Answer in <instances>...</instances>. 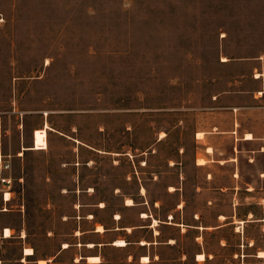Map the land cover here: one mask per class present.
Wrapping results in <instances>:
<instances>
[{
    "label": "rangeland",
    "instance_id": "rangeland-1",
    "mask_svg": "<svg viewBox=\"0 0 264 264\" xmlns=\"http://www.w3.org/2000/svg\"><path fill=\"white\" fill-rule=\"evenodd\" d=\"M260 91L264 0H0V152L11 161L0 177L13 182L7 204L0 189V226L22 229L35 256L51 257L80 209L132 225L146 210L123 212V200L141 201L145 187L165 226L156 228L158 264H264V222L195 226L215 224L229 201L221 195L209 213L212 170L196 159L234 113L240 131L264 137ZM220 144L231 151L230 139ZM241 167L264 186V153ZM230 169H216V185ZM181 198L179 231L164 221ZM252 207L264 216L263 205ZM4 246L19 253L17 240ZM106 255L127 264V251ZM53 264H72L70 255Z\"/></svg>",
    "mask_w": 264,
    "mask_h": 264
},
{
    "label": "crops",
    "instance_id": "crops-1",
    "mask_svg": "<svg viewBox=\"0 0 264 264\" xmlns=\"http://www.w3.org/2000/svg\"><path fill=\"white\" fill-rule=\"evenodd\" d=\"M262 94H264V91H262ZM233 115V124H231L229 129H226L225 134L211 138L212 151L209 152V148L205 147L202 152L205 163L197 164L198 158L196 159L198 167L212 170L211 176L213 182L210 189L213 198L209 206L210 208H208L209 213L215 214L216 198L226 195L229 199L225 208L217 213L215 224L195 225L203 229L215 228V230H218L229 225H234L240 231V228L245 229L250 223H260L262 225V222H264V216L255 217V210L252 207L254 205L264 206V186H259L255 182L248 181L244 177L245 173L241 167L242 158H246L249 162L251 161V163L256 165V155L264 153V137L257 136L255 131L251 129L240 131L237 128L239 125L236 126V120H238L237 114L234 113ZM247 133H251L252 138H246ZM225 139H230L232 144L231 151L227 153L220 147L221 141ZM245 144L252 146L245 147ZM225 166H231L225 179L226 183L216 185L215 182L221 181V174L216 172V169L219 171ZM258 179L261 182L264 180V169L259 170ZM143 188L144 191H142ZM171 188H174V186ZM0 189L3 191V185ZM142 189L139 194L142 197L141 201L134 202L131 197H127L133 200L132 204H128L127 198L123 200V212L128 210H146L138 212L132 225L120 222L122 219V215L119 216L120 213L110 215L106 211L103 213L102 208H93L87 212L80 209V212L75 216V228L64 237V241L59 244L51 257L35 256L36 250L27 242V234L22 229L16 230L10 225H1L0 264H53L66 255H70V262L72 264H107L109 259L106 252L109 248L127 251V256L125 257L127 264H158L161 257L156 258L157 255L153 256V250L161 245V232L156 228L161 227L163 221L154 217L152 212L155 209L154 203L151 205L147 201L145 187H142ZM11 193L12 191L8 193L10 197L6 196V200L3 193L2 199L5 204L11 200ZM179 193L180 190L177 187L174 190H170V195H177ZM183 202L184 198H181L179 203L169 211L166 216L167 219L164 221L165 225L179 229V231H181V227L185 224L184 206L183 211L181 210ZM100 206L103 207L104 204L101 203ZM143 214L147 216H143ZM180 215L181 217L183 215V219L181 218V220ZM203 215V211L199 209L195 212L192 220L198 221ZM176 217L177 219H175ZM154 220L158 221L156 225L153 224ZM98 225L102 226V230L98 229ZM162 226L165 227L164 225ZM6 229H9L8 234H6ZM144 232L145 235H142ZM140 235L142 236L139 238L138 236ZM121 239H124L126 244L119 246L116 241ZM15 240L20 244L19 253L12 257L8 254L7 248L4 245L11 244ZM167 243L173 245V242ZM249 245L251 246V243ZM27 249H31V252H27ZM135 250L138 251L137 255L134 254ZM260 251L264 252L263 250ZM143 257H148V261H143Z\"/></svg>",
    "mask_w": 264,
    "mask_h": 264
},
{
    "label": "bare ground",
    "instance_id": "bare-ground-1",
    "mask_svg": "<svg viewBox=\"0 0 264 264\" xmlns=\"http://www.w3.org/2000/svg\"><path fill=\"white\" fill-rule=\"evenodd\" d=\"M259 93H262V91H260ZM204 132L203 131H200V132H198V138H204ZM246 138H252V134L251 133H247L246 134V136H245ZM209 151L210 150H212V148L211 147H209V149H208ZM197 164H202V163H205V158L204 157H198V159H197ZM142 191H144V188L142 189ZM6 196H9V194L7 193L6 194ZM10 197V196H9ZM127 203L128 204H132L133 203V200L131 199V198H127ZM143 216H147L146 214H143ZM156 223H157V220H154V223L153 224H155L156 225ZM98 229H100V230H102V226L101 225H98ZM9 233V229H6V234H8ZM117 242V244H119V246L120 245H124V244H126L125 243V241H124V239L122 240H118V241H116ZM115 242V243H116ZM144 242V241H143ZM27 252H31V249H27L26 250ZM259 255L260 256H264V252H262V251H260V253H259ZM198 258L199 259H204L205 258V255L204 254H198ZM97 259V258H96ZM143 259V261H148V257H143L142 258ZM94 260V259H93ZM46 262V261H45Z\"/></svg>",
    "mask_w": 264,
    "mask_h": 264
},
{
    "label": "built area",
    "instance_id": "built-area-1",
    "mask_svg": "<svg viewBox=\"0 0 264 264\" xmlns=\"http://www.w3.org/2000/svg\"><path fill=\"white\" fill-rule=\"evenodd\" d=\"M11 166V161L6 155L0 152V171L9 169ZM3 185L4 199L6 200V194L11 192L12 188V178L11 177H0Z\"/></svg>",
    "mask_w": 264,
    "mask_h": 264
}]
</instances>
